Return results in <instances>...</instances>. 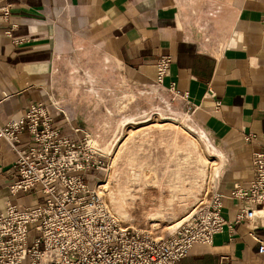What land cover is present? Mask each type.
Instances as JSON below:
<instances>
[{
    "label": "crops",
    "instance_id": "1",
    "mask_svg": "<svg viewBox=\"0 0 264 264\" xmlns=\"http://www.w3.org/2000/svg\"><path fill=\"white\" fill-rule=\"evenodd\" d=\"M163 57L161 90L174 86L217 152L214 181L232 227L178 264H264L263 223L234 224L241 204L226 199L249 186L252 156L264 152V0H0V126L42 103L61 135L91 137L100 74L154 87ZM85 88L93 93L73 91ZM29 145L23 133L18 148ZM15 161L0 141V213L43 198L11 193Z\"/></svg>",
    "mask_w": 264,
    "mask_h": 264
},
{
    "label": "built area",
    "instance_id": "2",
    "mask_svg": "<svg viewBox=\"0 0 264 264\" xmlns=\"http://www.w3.org/2000/svg\"><path fill=\"white\" fill-rule=\"evenodd\" d=\"M169 63L168 57L157 61L158 88ZM167 91L175 95L173 85ZM49 107L32 105L20 118L0 126V141L16 154L18 179L11 193L37 189L43 197L36 206L8 205L0 213V264H178L193 246L210 245L225 227L232 228L221 216L225 196L218 187L194 209L188 223L164 239L122 227L95 193L105 157L87 134L82 139L61 135ZM23 133L30 145L21 149ZM252 165L249 186L235 185L226 199L241 204L234 224L260 220L264 229V152L253 154ZM258 242L264 253V241Z\"/></svg>",
    "mask_w": 264,
    "mask_h": 264
},
{
    "label": "rangeland",
    "instance_id": "3",
    "mask_svg": "<svg viewBox=\"0 0 264 264\" xmlns=\"http://www.w3.org/2000/svg\"><path fill=\"white\" fill-rule=\"evenodd\" d=\"M100 76L91 139L108 170L96 175L106 185L101 196L122 227L164 239L208 201L216 187L217 152L182 97Z\"/></svg>",
    "mask_w": 264,
    "mask_h": 264
},
{
    "label": "bare ground",
    "instance_id": "4",
    "mask_svg": "<svg viewBox=\"0 0 264 264\" xmlns=\"http://www.w3.org/2000/svg\"><path fill=\"white\" fill-rule=\"evenodd\" d=\"M91 138V137H90ZM90 144L91 145H93V146H95V142L91 139V141H90ZM96 147V146H95ZM103 171H108V170H106V169H102V170H100L99 171V173L97 174V176L101 173V172H103ZM96 176V177H97ZM106 185H104V184H102L101 182H97V185H96V187H95V193L96 194H98L100 197H102L101 195H104V187H105ZM109 209V208H108ZM110 210V209H109ZM110 212H111V210H110ZM112 213V212H111ZM113 214V213H112ZM113 216H114V214H113ZM115 217V216H114ZM116 218V217H115ZM117 219V218H116ZM191 219V218H190ZM190 219H188L183 225H185L186 223H188V221L190 220ZM175 227V226H174ZM174 227H171V229L172 228H174Z\"/></svg>",
    "mask_w": 264,
    "mask_h": 264
}]
</instances>
